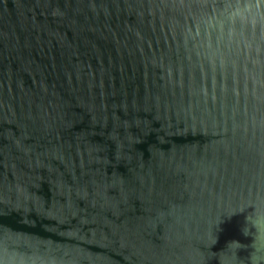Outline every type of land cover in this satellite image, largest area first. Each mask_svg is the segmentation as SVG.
<instances>
[{"label": "water", "instance_id": "95a60500", "mask_svg": "<svg viewBox=\"0 0 264 264\" xmlns=\"http://www.w3.org/2000/svg\"><path fill=\"white\" fill-rule=\"evenodd\" d=\"M254 209L264 0H0V264H264Z\"/></svg>", "mask_w": 264, "mask_h": 264}, {"label": "clouds", "instance_id": "9594fccd", "mask_svg": "<svg viewBox=\"0 0 264 264\" xmlns=\"http://www.w3.org/2000/svg\"><path fill=\"white\" fill-rule=\"evenodd\" d=\"M252 217L251 219H249V217L247 216V223L245 225V227H248L249 229V233H254L255 235L253 236V242L254 243L256 240H259L261 242V246H262V250H264V213H260V214H256L255 213V209L254 212H252ZM244 227V228H245ZM244 228L242 229L243 234L245 236H248L249 234H246L244 231ZM252 229H254L255 231H251ZM236 243H239L238 241H235ZM256 249H254L255 251ZM250 264H261V261H251L250 260Z\"/></svg>", "mask_w": 264, "mask_h": 264}]
</instances>
